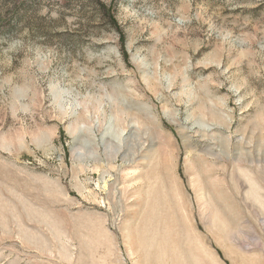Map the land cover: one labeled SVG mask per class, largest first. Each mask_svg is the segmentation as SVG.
Wrapping results in <instances>:
<instances>
[{
    "label": "rangeland",
    "instance_id": "374dc122",
    "mask_svg": "<svg viewBox=\"0 0 264 264\" xmlns=\"http://www.w3.org/2000/svg\"><path fill=\"white\" fill-rule=\"evenodd\" d=\"M0 264H264V0H0Z\"/></svg>",
    "mask_w": 264,
    "mask_h": 264
},
{
    "label": "bare ground",
    "instance_id": "6f19581e",
    "mask_svg": "<svg viewBox=\"0 0 264 264\" xmlns=\"http://www.w3.org/2000/svg\"><path fill=\"white\" fill-rule=\"evenodd\" d=\"M156 193V192H155ZM157 194V193H156ZM150 198H151V196H150ZM156 201V200H155ZM157 202V201H156ZM159 202H160V200H159ZM148 206H150V205H148ZM158 206V205H157ZM150 208V207H149ZM181 243V242H180ZM179 246V245H178ZM181 246V245H180ZM179 246V247H180ZM177 251H179V250H177ZM182 253V252H181ZM185 254V253H184ZM179 255H180V253H179Z\"/></svg>",
    "mask_w": 264,
    "mask_h": 264
},
{
    "label": "trees",
    "instance_id": "16d2710c",
    "mask_svg": "<svg viewBox=\"0 0 264 264\" xmlns=\"http://www.w3.org/2000/svg\"><path fill=\"white\" fill-rule=\"evenodd\" d=\"M113 22V21H112Z\"/></svg>",
    "mask_w": 264,
    "mask_h": 264
}]
</instances>
